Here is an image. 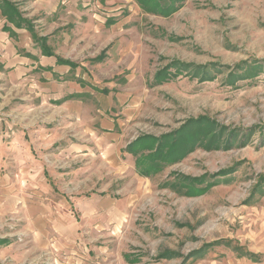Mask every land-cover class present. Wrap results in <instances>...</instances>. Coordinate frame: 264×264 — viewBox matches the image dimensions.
<instances>
[{
  "label": "rangeland",
  "instance_id": "obj_1",
  "mask_svg": "<svg viewBox=\"0 0 264 264\" xmlns=\"http://www.w3.org/2000/svg\"><path fill=\"white\" fill-rule=\"evenodd\" d=\"M83 4L30 16L71 89L0 75V264H264V0Z\"/></svg>",
  "mask_w": 264,
  "mask_h": 264
},
{
  "label": "crops",
  "instance_id": "obj_2",
  "mask_svg": "<svg viewBox=\"0 0 264 264\" xmlns=\"http://www.w3.org/2000/svg\"><path fill=\"white\" fill-rule=\"evenodd\" d=\"M12 3L20 14V21L14 19L10 22L7 17L3 16L0 9V75H7L14 79H21L28 72L33 73L35 70H40L43 77L49 79L51 84H55L57 88L59 82H64L62 79L66 75H70L74 70L78 69V65L67 59H62L49 52V49L44 42L45 39L38 37L35 32L34 25L30 16L38 15L39 13L50 14L57 10L59 4H77L78 1H83V6L90 7L96 12L104 10L107 4H115L116 0H6ZM29 1V8H23L21 2ZM44 3L46 6H43ZM27 33L31 37H27ZM32 39V40H31ZM35 43V44H34ZM37 45V46H36ZM23 53V54H22ZM100 60V59H97ZM99 62V61H98ZM82 70V68H81ZM73 86L68 81L64 82V88L71 89ZM72 100L71 97H66L64 101ZM62 101V102H64ZM110 128L119 127V121L107 123ZM136 141V140H135ZM134 141V142H135ZM126 144L123 152L130 154L127 147L134 143ZM123 148V147H122ZM121 148V149H122ZM121 153V152H119ZM140 169L138 173L140 174ZM141 177H145L140 175ZM153 176V175H152ZM151 177V176H150ZM145 177V178H150Z\"/></svg>",
  "mask_w": 264,
  "mask_h": 264
},
{
  "label": "trees",
  "instance_id": "obj_3",
  "mask_svg": "<svg viewBox=\"0 0 264 264\" xmlns=\"http://www.w3.org/2000/svg\"><path fill=\"white\" fill-rule=\"evenodd\" d=\"M134 1L139 6V8L143 10L144 12L148 14H152V15L163 16V17L170 15L174 11L176 12L178 9H180V6L182 4V0H134ZM0 9L2 10L3 16L7 17V19L10 22H13L14 19L16 20L20 19V14L12 3L6 0H0ZM162 74H163V71L157 73L156 76L154 77V80L156 79L157 82L159 80V83L166 81L167 77L164 78ZM256 75L257 73L256 74L252 73V76H256ZM144 138H147V137H144ZM148 138L154 139V137H148ZM132 144H130L127 147V150L130 148ZM152 150L153 149L145 150V151H148L149 154L144 155L140 158H137L136 160V166L138 169L141 170L140 175L145 176V177H150L153 174H156L159 172L157 171L159 170L158 167L156 169H153L154 168L153 163L160 161L159 158L154 156L156 153H158L159 150L156 149L155 152ZM142 169H144V171Z\"/></svg>",
  "mask_w": 264,
  "mask_h": 264
}]
</instances>
